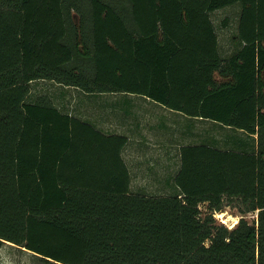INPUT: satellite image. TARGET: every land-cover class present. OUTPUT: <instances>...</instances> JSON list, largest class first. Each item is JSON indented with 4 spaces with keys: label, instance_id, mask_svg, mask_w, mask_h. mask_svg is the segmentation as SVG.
Returning a JSON list of instances; mask_svg holds the SVG:
<instances>
[{
    "label": "trees",
    "instance_id": "1",
    "mask_svg": "<svg viewBox=\"0 0 264 264\" xmlns=\"http://www.w3.org/2000/svg\"><path fill=\"white\" fill-rule=\"evenodd\" d=\"M236 2L240 46L224 56L211 12ZM38 79L143 94L256 135V149L184 145L179 192L136 193L128 137L28 101ZM235 198L257 218L217 223ZM6 242L38 264H264V0H0Z\"/></svg>",
    "mask_w": 264,
    "mask_h": 264
},
{
    "label": "rangeland",
    "instance_id": "2",
    "mask_svg": "<svg viewBox=\"0 0 264 264\" xmlns=\"http://www.w3.org/2000/svg\"><path fill=\"white\" fill-rule=\"evenodd\" d=\"M241 8V3L236 2L211 12V18L219 36L220 53L224 56L229 55L240 46V43L234 41L233 37L237 34ZM41 95L47 96L62 111L80 117L106 133L124 134L128 138H134L140 133L146 134L143 129L140 132L136 124L142 121L143 123L157 121L158 117L152 113L153 111L147 112L149 119L145 116L144 113L150 109L149 105L160 108L159 112L169 115L167 109L165 111L160 106L161 104H157L159 102L147 100L146 96L138 93H87L80 88L65 86L53 80H34L31 82V93L27 100L34 101ZM186 123L187 126L192 124L191 120H187ZM193 127L196 135L190 136V133L187 132L189 133V142H204L227 150L256 149V135H250L244 130L219 121L195 120ZM187 129L189 131V128ZM134 142L136 141L129 140L123 148V156L132 176L131 190L146 195L177 193L174 177L179 170V157L172 152V160L166 166L161 160L160 162L156 161L157 158L163 156L162 150H160L162 147H150L151 144L142 146V144H138L139 142H136L137 144ZM176 157L178 159L175 161ZM208 205V203L200 204L202 217L206 213L212 212ZM243 208L244 205L240 199L228 200L224 211L214 213V217L217 223L225 224L231 228L236 226L242 216L253 222L258 216V211H250L242 215ZM37 261L38 259L32 251L25 247L19 248L10 242H6L0 249V264H38Z\"/></svg>",
    "mask_w": 264,
    "mask_h": 264
},
{
    "label": "crops",
    "instance_id": "3",
    "mask_svg": "<svg viewBox=\"0 0 264 264\" xmlns=\"http://www.w3.org/2000/svg\"><path fill=\"white\" fill-rule=\"evenodd\" d=\"M143 95V94H142ZM146 96V95H144ZM147 100H154L149 98L148 96H146ZM156 101V100H154ZM158 102V101H156ZM157 104H161L160 106H162V108L166 111V109L169 112V115H165L162 114L161 112H159L158 109L160 108H154L152 105H149L150 109L148 111H146L144 114H146L145 116L148 117V113L147 112H151L156 114V116L158 117L157 121L154 122H144L143 121L139 124H136V127L138 129H140L139 131L142 132V129L144 131H146L145 133H140L137 136H134V138L129 137L128 139L131 140H135L136 142H139L138 144L142 146H146V145H150V147H154V146H160L162 147L160 150H162V154L163 156L161 158H157V162H163V164L167 166V164L172 160V152L174 153V155L178 156L176 158H174V160L176 161L177 159L179 160L178 162L181 163V159H180V151H181V147L187 144H191L192 142H189L188 139V134L190 133V136H195L196 135V131L195 128L193 127V123L195 122V120H205L207 122L211 121L212 119L209 118H202V117H194V116H189L187 114H185L184 112L180 111V110H175L172 108L167 107L166 105L162 104V103H157ZM147 110V109H146ZM158 113V115H157ZM161 113V114H160ZM151 115V114H150ZM149 115V116H150ZM155 118L154 115H151ZM167 117L166 119H164L163 117ZM150 117H148L149 119ZM191 120V125L187 126V120ZM164 120V121H163ZM189 128V131L188 129ZM189 132V133H187ZM128 137V136H127ZM136 137V138H135ZM128 140V142H129ZM136 142H134L135 144H137ZM204 142H198V143H193V144H201ZM124 155V154H123ZM180 168V166H179ZM177 193L179 192V189L177 188Z\"/></svg>",
    "mask_w": 264,
    "mask_h": 264
},
{
    "label": "water",
    "instance_id": "4",
    "mask_svg": "<svg viewBox=\"0 0 264 264\" xmlns=\"http://www.w3.org/2000/svg\"><path fill=\"white\" fill-rule=\"evenodd\" d=\"M258 225V224H257ZM13 244V243H12Z\"/></svg>",
    "mask_w": 264,
    "mask_h": 264
}]
</instances>
